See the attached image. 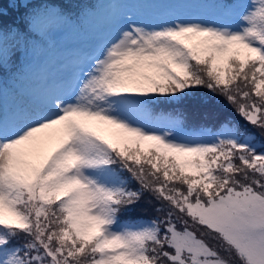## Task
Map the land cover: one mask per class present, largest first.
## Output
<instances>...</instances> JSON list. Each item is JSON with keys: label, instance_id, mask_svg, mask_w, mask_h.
<instances>
[{"label": "snow or ice", "instance_id": "obj_1", "mask_svg": "<svg viewBox=\"0 0 264 264\" xmlns=\"http://www.w3.org/2000/svg\"><path fill=\"white\" fill-rule=\"evenodd\" d=\"M156 2L196 12L113 7L68 82L0 88V264H264V0ZM73 5L0 0V81Z\"/></svg>", "mask_w": 264, "mask_h": 264}, {"label": "rangeland", "instance_id": "obj_2", "mask_svg": "<svg viewBox=\"0 0 264 264\" xmlns=\"http://www.w3.org/2000/svg\"><path fill=\"white\" fill-rule=\"evenodd\" d=\"M103 0H101L102 2ZM118 7L121 13L132 12L148 23L160 22L155 13L163 12L167 8L176 10L177 14H194L196 9L192 6L161 3L156 0H120ZM110 12L103 10L85 17L86 35L96 40L106 36L111 30L109 23ZM84 34L75 26H58L52 28L47 34H40L42 39L53 41L52 50H47L43 41L33 39L24 58L23 67L27 71L20 88L7 91V98L14 106L21 99H27L31 94L57 86L61 82H68L73 71V58L89 52L91 43L87 42ZM35 54L39 56L35 59ZM215 104V102H214ZM216 107L222 108L223 101Z\"/></svg>", "mask_w": 264, "mask_h": 264}, {"label": "trees", "instance_id": "obj_3", "mask_svg": "<svg viewBox=\"0 0 264 264\" xmlns=\"http://www.w3.org/2000/svg\"><path fill=\"white\" fill-rule=\"evenodd\" d=\"M96 0H67L68 3L70 4H74L73 5V10L74 11H78L80 9L83 8H89V5L94 3ZM92 2V3H91ZM3 6L5 7L6 11H7V15L5 17V23L11 24L13 23L16 19L19 18L20 15V11L14 8H9L8 7V0H3ZM23 71L20 68L19 71L16 72H12V79L16 80L18 79L19 74H21ZM7 73H3V76H6ZM211 107L213 108H218L220 110H224V108H219L216 107L214 102L211 103ZM229 112L231 111L230 109L228 110ZM237 120L239 119L238 117L236 118ZM242 123V122H241ZM257 139H260L259 134H257ZM133 216H140V217H144V218H151L152 213L147 211L144 207H140L138 209H136L133 213Z\"/></svg>", "mask_w": 264, "mask_h": 264}]
</instances>
